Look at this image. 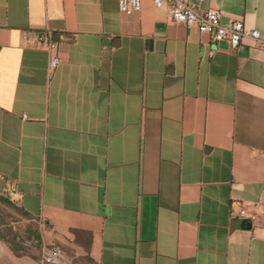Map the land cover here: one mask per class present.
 I'll use <instances>...</instances> for the list:
<instances>
[{
  "label": "crops",
  "instance_id": "1",
  "mask_svg": "<svg viewBox=\"0 0 264 264\" xmlns=\"http://www.w3.org/2000/svg\"><path fill=\"white\" fill-rule=\"evenodd\" d=\"M190 1L264 39V0ZM0 195L41 236H0V264H44L47 245L72 264H264V48L153 0H0Z\"/></svg>",
  "mask_w": 264,
  "mask_h": 264
},
{
  "label": "built area",
  "instance_id": "2",
  "mask_svg": "<svg viewBox=\"0 0 264 264\" xmlns=\"http://www.w3.org/2000/svg\"><path fill=\"white\" fill-rule=\"evenodd\" d=\"M153 2L157 8L166 9L171 22L196 27L214 41H227L231 47L236 48L248 39H252L256 45L264 48V39L257 28L248 27L243 20L234 17L224 19L221 11L216 7L199 9L190 0H153ZM118 7L125 14H133L141 10L142 0H118ZM24 38L30 44L43 45L50 50L51 69L60 63L56 43L51 39L50 32L47 35L43 30L25 31ZM213 52L212 50L211 53ZM239 214L243 217H256V213L246 206L240 208ZM41 261L44 264H72L58 245L44 246L41 250Z\"/></svg>",
  "mask_w": 264,
  "mask_h": 264
},
{
  "label": "rangeland",
  "instance_id": "3",
  "mask_svg": "<svg viewBox=\"0 0 264 264\" xmlns=\"http://www.w3.org/2000/svg\"><path fill=\"white\" fill-rule=\"evenodd\" d=\"M36 227L37 224L34 221L29 220L13 202H7L0 199L1 234L10 235V233H15L18 236L24 237L26 242H30L29 238L35 234L34 231H36ZM74 264L86 263L84 261L79 262V260L75 258Z\"/></svg>",
  "mask_w": 264,
  "mask_h": 264
},
{
  "label": "trees",
  "instance_id": "4",
  "mask_svg": "<svg viewBox=\"0 0 264 264\" xmlns=\"http://www.w3.org/2000/svg\"><path fill=\"white\" fill-rule=\"evenodd\" d=\"M0 199L4 200V201H7V202L11 201L8 198L3 197L2 195H0ZM20 211L27 218H31V215L29 213H27L26 211H24L23 209H20ZM36 228H37L36 231H34L35 234L32 235L29 238L31 242L37 241V240L40 241V239H41V236H40V233H39V229H38V227H36ZM72 231H73V233L75 235L74 242H76L77 244L82 245L86 250H89V248H90V246L92 244V233H91V231L84 230V229H73ZM0 236L5 238L15 250L20 249V247L21 248L23 247L24 249L27 248L24 245V242H26V239L24 237H22V236H18L15 233H10V235H3V234L0 233Z\"/></svg>",
  "mask_w": 264,
  "mask_h": 264
},
{
  "label": "water",
  "instance_id": "5",
  "mask_svg": "<svg viewBox=\"0 0 264 264\" xmlns=\"http://www.w3.org/2000/svg\"><path fill=\"white\" fill-rule=\"evenodd\" d=\"M235 225H236V221L233 222V226H235Z\"/></svg>",
  "mask_w": 264,
  "mask_h": 264
}]
</instances>
